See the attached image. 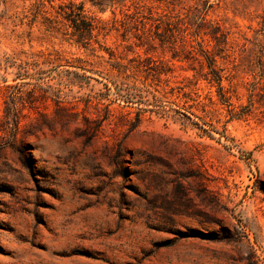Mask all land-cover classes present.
Returning <instances> with one entry per match:
<instances>
[{"label": "rangeland", "instance_id": "1", "mask_svg": "<svg viewBox=\"0 0 264 264\" xmlns=\"http://www.w3.org/2000/svg\"><path fill=\"white\" fill-rule=\"evenodd\" d=\"M28 2L0 0V264H264L263 108L231 118L196 62L159 49L147 55L171 66L167 81L68 68L93 57L20 23ZM211 16L250 52L264 38V0H221ZM102 41L135 53L114 33ZM52 48L65 57L47 62ZM218 64L247 110L252 72Z\"/></svg>", "mask_w": 264, "mask_h": 264}, {"label": "trees", "instance_id": "2", "mask_svg": "<svg viewBox=\"0 0 264 264\" xmlns=\"http://www.w3.org/2000/svg\"><path fill=\"white\" fill-rule=\"evenodd\" d=\"M19 17L20 23L29 27L37 26L45 38H59L62 41L89 51L93 58L75 57L68 60L58 49L46 50V61L54 62L64 59L68 68L97 71L96 68L111 69L119 74L136 71L145 75H153L159 82L168 80L172 73L168 63L158 61L147 55L148 51L161 50L170 54L171 60L193 63L199 68L196 76L214 85L222 101L229 106L231 118H241L258 103L264 111V38L255 36L250 52L246 43L233 44L231 38L238 34L236 25L225 26L220 20L211 16L221 0H28ZM89 3L97 12H110L107 18H100L91 13L86 4ZM110 33H114L120 43L128 51L135 52L130 58H122L103 41ZM264 35V33H263ZM248 40V39H246ZM143 49L145 55L135 50ZM104 51L105 54L101 53ZM219 60L230 64L234 69L245 66L253 74L250 82L249 102L247 110L238 112L231 102L228 89L222 84L226 77V68L218 64ZM246 61V62H245ZM69 73L75 70L66 69ZM164 76V77H163ZM188 82V77H183ZM116 91L121 89L114 82ZM133 89L138 86L133 84ZM183 87H188L184 84ZM140 90V89H139ZM191 91L182 92V97L190 98ZM132 98V93H126ZM163 95L152 94L155 101H161ZM254 97L257 99L254 101ZM147 102L144 96L138 98ZM244 108V107H243ZM109 111L107 110V113ZM202 114H193L204 120L209 115L206 109ZM211 119V118H210ZM134 126L129 127L132 130Z\"/></svg>", "mask_w": 264, "mask_h": 264}]
</instances>
